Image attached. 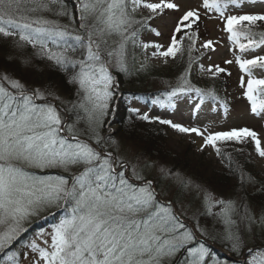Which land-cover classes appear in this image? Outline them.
<instances>
[{
  "label": "snow or ice",
  "instance_id": "obj_1",
  "mask_svg": "<svg viewBox=\"0 0 264 264\" xmlns=\"http://www.w3.org/2000/svg\"><path fill=\"white\" fill-rule=\"evenodd\" d=\"M182 4L183 0H0V52L6 60L0 65V254L4 264H24L28 251L34 254L32 264H222L198 236L218 239L230 251L239 252L246 235H254L257 228L264 233V136L256 131L247 127L212 131L215 121L185 125L128 107L135 119L167 125L190 137L200 152L210 149L209 155L220 158L236 179L230 192L216 193L179 172L160 169L177 200L191 198L188 204L195 209V229L185 224L173 202L158 199L153 182L138 170L148 165H133L132 178L143 183L130 182L128 164L114 153L134 154V150L102 134L118 86L111 69L130 74L129 61L135 62L137 49L144 55L137 71L145 70L151 60L168 65L187 56L176 84L153 104L175 109L177 100H186L191 104L190 119H199L205 102L213 101L209 110L222 111L227 118V101L191 79L194 64L202 78L231 75L219 64L198 63L206 52L216 51L217 43L208 40L197 48L202 18L221 23L233 52V59L224 63H235L244 74L239 84L245 88L251 114H264V79L252 77L254 68L264 69V55L245 58L249 51L264 46V31H256L264 26V0H259L258 12L243 10L257 0H202L190 9ZM168 12H180V16L173 20L167 43L141 40L145 32L162 36L150 22ZM194 52H200V57ZM38 62L61 73L74 89L72 122L53 103L60 99L55 85L30 82L31 76L41 74ZM230 143L240 146L236 152H244L248 144L254 146L260 175L233 160L225 151ZM55 212L63 214L23 244L28 251L12 250L31 225ZM201 218L211 224H202ZM247 264H264V250L255 252Z\"/></svg>",
  "mask_w": 264,
  "mask_h": 264
},
{
  "label": "rangeland",
  "instance_id": "obj_2",
  "mask_svg": "<svg viewBox=\"0 0 264 264\" xmlns=\"http://www.w3.org/2000/svg\"><path fill=\"white\" fill-rule=\"evenodd\" d=\"M180 2V0H177ZM202 0H183L182 7L184 9L196 8L201 4ZM244 11H260L261 8L259 6V0H257L256 5H247L243 9ZM230 11L234 13L237 11L236 9L230 8ZM180 16V12H168L165 14L163 19H158L156 21H152L151 26L157 27L158 30L162 32L161 37H156L151 33H142L140 39L149 42L155 41L161 44H166L169 36L171 34L172 28L171 25L175 17ZM221 23L216 20H208L202 18L199 24V39L197 41V48H200L201 43L212 40L215 43V52L205 53L202 56L198 63H203L206 66L210 64H219L221 67H224L231 73V75H227L226 73H222L219 77L215 79L208 77H200L197 74V65H193V74H192V83L197 87L208 89L211 88L215 91L218 98L223 102L227 101L229 105V114L225 119L222 111L212 112L210 111V107L215 104L213 101H206L205 105L202 106V111L199 114V119H190L189 108L191 104L186 100H177V107L175 109H167L161 108L158 105L153 104V100L157 97L163 98L162 94L166 91L170 90V85H175L178 74L183 70L186 66L183 65L181 69L176 67L177 62L170 61L168 65H164L159 61L151 60L148 61L149 66L143 71H137L140 68V64L144 61V55L140 53L139 49H137V55L135 58V62L129 61L130 74L120 73L115 70V68L111 69L114 78L117 81L116 94L113 98L111 108L109 110V114L105 117L104 125H103V134H107V137H111L117 142L130 147L134 150V154L131 151H118L114 153L115 155L121 156L125 163L128 164L129 168L126 172V175L132 178L131 167L133 165H148V167H144L142 169H138L142 171V175L145 179L153 182V187L162 199L173 202L175 204V209L178 214L182 215V219H186L189 222L195 224V221L192 217L194 207L188 204V200L190 197L182 198L177 200V194L175 189L171 186V183L168 179H166L160 172V169L169 168L174 172H179L190 179H192L195 183L204 185L210 190L216 193H228L232 188L228 190L223 189H214L210 187V185L206 182L207 179H211L209 174H213L216 176L220 174L222 169H226L223 164L220 162V158L216 157L214 153L209 155L210 149L205 148L203 152L197 150V143H193L190 137H187L183 134L176 133L174 130L169 128L167 125L164 126V136H165V144L168 145V149L170 150L169 154L176 155L185 153V161H188V165L192 163L195 170L200 173V177L198 178L195 175H191L188 171H183L180 167L173 166L167 160H169L168 153L161 158L149 159L147 157H151L145 154L142 149L141 143L130 140L124 135L118 133V116L121 113L123 108V104L126 107L133 106L138 107L141 113L147 112L149 116H160L163 119H171L175 123H182L185 125L188 124H196L200 126L208 125L210 122L215 121L212 125V131H222L228 130L232 128H243L247 127L251 130L256 131L259 135L264 136V114L261 116H255L250 112V104L244 96L245 88H241L239 84V79L241 75H244L239 71L238 66L233 63L231 65L225 64L224 61L228 59H233V52L230 51L231 44L227 40V34L222 30ZM243 43L247 41L243 40ZM264 50V46L261 48H257L254 51H249L246 53V57L248 59L255 58L260 55ZM151 49H149V52ZM205 50L201 49V52ZM194 56L200 57V52H194ZM211 56L212 59L209 60L208 56ZM45 67H40L46 69ZM169 73L173 76H168L165 78L164 75ZM43 71V70H41ZM19 75V74H18ZM161 75V76H160ZM50 76V75H49ZM252 77L256 79H264V69L254 68L252 70ZM44 78L43 80H45ZM248 76H245V81H247ZM44 82L52 83L56 86L57 95L60 97L59 100H53V103L60 109L61 112L64 113L65 118L69 121V113H73L72 105L76 101L77 97L75 95L74 89H72L70 95L65 91L66 84H64L62 79H58L57 76H53L47 79ZM43 82V83H44ZM139 84H141V88H139ZM65 88L64 90L60 87ZM147 88V89H146ZM150 91V92H146ZM218 107V106H217ZM74 117V115H73ZM197 142H199L200 138H195ZM111 143V141H109ZM114 147V146H113ZM236 147H240L239 145L229 144L225 147L226 152H230L235 150ZM254 146L252 144H248L245 147V151H247V164H250L252 167V172L256 173V175H260L261 164L259 162V158L253 151ZM108 150H112L109 148ZM252 153L249 156V153ZM237 153V152H236ZM232 157L233 153H231ZM235 159V158H233ZM229 175V174H228ZM134 181L143 182L142 180H136L132 178ZM61 212H55L53 215H48L46 219L38 221L31 225L28 231L23 235L21 241L17 242V244L13 247V251L19 250L21 252L28 251L23 247V244L30 242L34 238V234L41 228H50V225L56 223L58 217L62 215ZM43 223V224H42ZM48 237L45 236V239ZM246 245L248 247H254V237L253 235L245 237ZM210 240V239H209ZM37 243H41L40 240H37ZM41 246L42 243H41ZM252 253L258 252V250L251 251ZM211 256L214 259H217L222 262V264H236L230 261H227L223 258H217V255ZM215 256V257H214ZM34 259V254L28 251V259L24 260V264H32V260ZM0 264H4L3 254H0ZM211 264V262H210Z\"/></svg>",
  "mask_w": 264,
  "mask_h": 264
},
{
  "label": "trees",
  "instance_id": "obj_3",
  "mask_svg": "<svg viewBox=\"0 0 264 264\" xmlns=\"http://www.w3.org/2000/svg\"><path fill=\"white\" fill-rule=\"evenodd\" d=\"M256 31H264V26L257 28ZM261 55H264V51H263V53H261ZM186 61H187V56L185 55V57L183 58V61H181V60L175 61V62H177L176 67L178 69H181V67L186 64ZM5 63H6L5 56H4L3 52H0V65H4ZM40 65H41V67H45L46 64L39 63V68H40V70H43V71H41L40 75L31 76L30 82L43 83L47 79V77L51 79V77H53V76H57L59 80L62 79L64 82V77L62 76L61 73L55 71L54 69H52L48 66H46V69H43L40 67ZM167 72L168 73H166L164 75L165 78H168L169 75L173 76L172 74L169 73V70ZM17 74L21 75L22 73L18 72ZM44 78H46V79L43 80ZM64 84H66V83L64 82ZM138 86H139V88H141L142 85L139 84ZM60 87L63 90L65 89L63 87V85ZM66 88L67 89H65V91L69 95L71 92H74V91H72L73 88L71 85L66 84ZM145 91L150 92L147 90H145ZM127 109L128 108L126 107V105L123 104V108H122L121 113L118 116V120H117V123L119 126L118 133L126 136L127 138H129L132 141L141 143V145L143 146L142 149L144 150L145 154L148 156H151V157H147V158H149V159L161 158V157L165 156L166 153H168V155H169L168 157H170V158H168L169 160H167V162H169L170 164L175 166V168H177V166H178L184 172L188 171L191 175L193 174V175L197 176L198 178H201L199 176L200 173H198L197 170L194 169L192 163L189 166L188 161H185V159H183V158H185V153H182L179 155H176V153L174 155L169 154L170 150L168 149V145L165 144V136L163 135L164 134V126L163 125H161L159 123H147V122L139 121V120L135 119L128 112ZM73 115H74V117H73ZM75 115H76L75 112L68 114L69 122H72V120L75 118ZM103 133L104 132H102V134ZM246 152L247 151L236 153V151L233 150V151H230L227 153H230V154L233 153V156H234L233 158H235L233 160L235 162H237L239 165H242L247 172L253 173L251 165L247 164V162H246V160H247V153ZM222 170L223 171H221L220 174H217L216 176H214L213 174H211V175L209 174V176H211V179L210 180L207 179L206 182L210 185V187H212L214 189L218 188V189H223L226 191V190L232 188V186L235 184V182L237 183V181L235 178L228 175L229 173H228L227 169H222ZM253 174H256V173H253ZM256 203H257V211H259V203H260L259 198H256ZM201 223L210 225L211 221L205 220L204 218H201ZM246 237H248V236L246 235ZM253 237H254V245L255 246L251 247V248L252 249L254 248L255 250H258V251L264 250V233H261L259 228H257L255 230V234L253 235ZM210 240H212L216 245H218L222 248H225L229 252L230 257L233 258L235 262L237 261V259L241 258L243 252L244 253L246 252L247 258L238 264H247L248 260L254 254L251 252V251H254V249L250 251V247H248L246 244L241 248V250L239 252H232L229 250L228 245H226L225 243H222L220 240H218V239H210ZM235 262H233V263H235Z\"/></svg>",
  "mask_w": 264,
  "mask_h": 264
},
{
  "label": "water",
  "instance_id": "obj_4",
  "mask_svg": "<svg viewBox=\"0 0 264 264\" xmlns=\"http://www.w3.org/2000/svg\"><path fill=\"white\" fill-rule=\"evenodd\" d=\"M130 180H131V178H130ZM138 184H142L143 182H137ZM162 202H164V203H167V202H165L164 200H162ZM191 228H193L192 227V225L189 223V222H186ZM201 240V239H200ZM202 242H204V243H206L207 245H209V246H213L211 243H208V242H206V241H204V240H201ZM220 250V249H219ZM221 251V253L224 255V256H226V254H225V251H223V250H220Z\"/></svg>",
  "mask_w": 264,
  "mask_h": 264
}]
</instances>
